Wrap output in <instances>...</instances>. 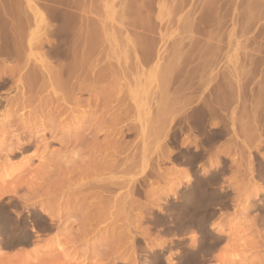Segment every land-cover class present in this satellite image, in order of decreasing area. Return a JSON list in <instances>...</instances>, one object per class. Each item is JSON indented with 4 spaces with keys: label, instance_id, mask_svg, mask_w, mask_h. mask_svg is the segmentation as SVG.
<instances>
[{
    "label": "rangeland",
    "instance_id": "1",
    "mask_svg": "<svg viewBox=\"0 0 264 264\" xmlns=\"http://www.w3.org/2000/svg\"><path fill=\"white\" fill-rule=\"evenodd\" d=\"M180 1L0 0V82L1 78L7 79L0 86V240L4 244L0 249V264H136L135 248L144 255L168 246L170 240L175 242H172L171 252L176 253L172 257L176 264H237L234 257L238 255H247V261L239 264H264V184L260 178H250L246 170L249 150L256 154L251 157L254 162H264V0H188V7L181 13L175 9ZM121 3L123 12H120ZM15 15L21 20L12 24L9 17ZM120 15L124 20L120 21ZM40 17L45 19L44 22L39 20ZM59 18L63 22L67 20L66 23L70 21L67 23L70 24L66 31L68 36L57 42L54 51H49L47 44H55L57 36L47 32L59 34L64 31L55 29L61 25L64 27ZM198 18L201 19L200 25L193 20ZM137 21L151 26L156 32L163 26L161 31L166 39L169 37L166 43L170 45L169 52L188 44L182 49L181 57L184 62L192 57L194 62L186 66L187 69L178 64L173 75L176 78L169 94L175 107L194 100L199 94L195 85L200 66L204 64L205 68L210 61H220L219 67L227 79L234 63L237 75L245 83L241 86L243 96L239 111L243 118L237 137L226 132L215 133L205 144L201 142V134L214 120L206 114L199 116L195 124L189 120L190 125L177 132L171 145L157 150L159 155L164 153L163 158L151 157L154 173L147 179L140 197H134L125 206L109 200L93 207L94 196L84 202L81 196L72 192L61 193L58 187L62 178L58 175L60 167L72 162V153L78 151L83 155L88 143L101 146L110 143L112 149L125 156L138 140L135 132L130 137H124L120 132L115 137H103L100 128L106 130L117 111L115 107L104 109L105 115L101 117L100 110L107 105L94 103L104 94L112 97L114 94H130L127 84L133 86L135 72L118 81H99L94 71L111 56L123 61L120 47L126 49L128 45L123 32L130 28L128 23L138 28ZM123 23L129 28H124ZM183 26L187 28L186 33H183L186 30ZM98 27L110 32L111 37L106 36L108 40L97 37L100 39L97 42L101 45L103 42L106 54H99L97 48L88 57L85 61L88 79L79 89V70L73 61L78 63L80 54L75 56L76 60H72L73 55L81 51L83 40L93 41L88 34L97 31ZM19 31L21 36L17 35ZM31 32L37 35H34L36 40L32 49L27 46ZM18 36L23 39L20 51V43L15 45L20 41ZM38 36V41L45 39L41 43L44 42L46 47L38 45ZM130 38L129 41L136 40L134 36ZM188 46H192V56H189ZM181 67L183 70L179 71ZM35 73L39 74V79L27 82L26 77ZM205 76L204 80L207 79ZM146 77L140 76V82L142 78L150 82L151 79ZM149 82L142 84L147 86L142 94H149ZM120 116L129 118L126 112ZM179 147L190 150V153L201 151L192 164L181 165L166 156ZM107 159L115 158L109 156ZM199 166L220 171L215 180L219 188L214 187L220 190L215 192L214 188H209L204 192V188L201 191L195 189L187 202L188 208L176 205V193L185 185L194 183ZM43 174L47 176L44 179ZM189 176L191 181L187 182ZM28 180L36 184L31 186V193L26 192L32 183ZM38 180L39 184L36 183ZM45 190L51 195L45 194ZM16 191L19 196L30 193V197L19 198L16 203L13 200ZM99 215H110V219L100 222ZM146 215L154 219L153 222L145 221ZM245 215L255 216V221L245 219ZM203 219L212 223L216 237L209 233L211 228L207 226L208 232L206 229L200 240L197 228ZM17 221L22 225L20 229L14 227ZM174 223L178 226L185 224V231L191 233L184 235L179 230L172 236ZM202 227L204 229V225ZM13 232L18 240L11 242L9 238ZM131 232L138 233L140 238L133 245L130 243ZM189 237H196L198 241L191 243ZM179 253L180 258H175ZM168 254L160 264H166Z\"/></svg>",
    "mask_w": 264,
    "mask_h": 264
},
{
    "label": "bare ground",
    "instance_id": "2",
    "mask_svg": "<svg viewBox=\"0 0 264 264\" xmlns=\"http://www.w3.org/2000/svg\"><path fill=\"white\" fill-rule=\"evenodd\" d=\"M188 2H189L188 0L180 1V3L176 5L175 9L180 13L185 11V8L188 7L187 6ZM119 7H121V9L119 8L121 10L120 12H123L122 8L124 6L122 5V3L119 4ZM109 8H108V11H109ZM109 13L111 15V12ZM109 13L107 12L108 15ZM120 17L122 18L121 15ZM9 19L13 21L12 24L14 23L16 24L19 20H21V17L15 15V16H10ZM9 19L7 18V21ZM199 19L200 18L193 19V20H195L196 23L200 25ZM39 20L41 22L42 21L44 22L45 19L43 20L40 17ZM122 20H124V18L120 19V21ZM180 20L182 19L180 18ZM7 21L5 22L7 23ZM63 21L61 20L64 27L67 29L62 27V25L60 27L55 28L57 30L59 29L58 31L64 30L62 33L57 34L58 32H54V31L47 32L49 34H52V35L55 34L57 36V39L55 40V44H52V43L47 44L48 45L47 49L49 51L50 50L54 51L55 47L59 44L57 42L62 37H66V35L68 36L66 31L68 30V27L70 24L67 25V23H69L70 21L67 23H66L67 20H65V22ZM204 21H205V18H204ZM123 24L122 26L124 27L126 24L125 23ZM129 24L130 23H128V26L130 28L126 25L124 28L128 27L129 29L124 30L123 32V35L126 34L125 40H128L127 48L123 49L120 47V49H122L120 53L123 56V61L121 62L120 60L122 59L116 58L115 56L113 58L111 56L110 60L106 59L104 63L100 66V68L94 71V75L97 76L99 81H106V80L107 81L108 80L118 81L119 79H123V78L131 76L132 73L135 72V76H134L135 78L132 84L133 86H130L129 84H127L128 91L130 94H114L115 97L109 96L110 94H104L102 98H99L97 100H94V98L91 96L90 97L91 99L93 98L94 103L96 102L97 105L98 104L107 105L103 109L100 110L101 117L105 115V113L103 112L104 109L110 110L115 107L117 111V114L113 116L112 119L109 121L110 124L106 126L108 128H105L106 130H104V128L102 127L100 128L101 129L100 131H103V134H102L103 137H108V138H110L111 136L115 137L119 135V132L124 137H130V134L135 132L136 139L138 140L136 141L134 145H132L130 153L125 156H122L121 152L119 151L116 152L115 149H112V144L110 143L105 144V146L103 145L104 147L99 145V143H96V144L88 143L86 145L87 151L83 153V155L82 154L80 155L79 160L75 162L70 161V163L66 164L64 167L59 166L60 172H59L58 177H61L62 179H60L61 184H60V187H58V190L61 191V193L63 194H69V192H72L74 195L77 194L81 196L82 199H84L83 200L84 202L86 201L88 197L94 196V200H93L94 202L92 201L93 207H97L99 203L107 202L109 200H112V202H114L115 205H117L120 202L122 205L125 206L128 203V201H130L134 197H138V196L140 197V195L143 193V188L145 187L147 179L150 176H152L154 173V162L151 157L155 155L158 157V159L163 158L164 153L162 154L161 152V154L159 155L157 150L160 149L161 146H164L167 144L171 145L174 138L176 137L177 132L181 131L183 127L189 123V120H191V123L195 124L197 122L196 119L199 116L203 117L204 114L208 115L210 120L212 121L214 120L213 122H210V127H208V129L201 134V137H202L201 142L202 144L203 143L205 144L206 142L210 140L212 136L215 135V133L226 132L227 135L237 137V133L239 130L238 127L240 126L241 119L243 118V115L240 117L239 111L242 107L241 99L243 96L242 94L243 91H242L241 86L243 85L244 82L242 83V79H240L239 76L237 75L236 73L237 68L235 67L236 65L234 63H232L231 70H230L231 72H229L228 78L226 77L227 79H225L224 71H222L221 67H219L220 66L219 64L221 63L220 61H210L207 63L205 68H204V64L203 66H200V68L198 69L200 71L197 70L198 72H200L198 74L199 78L195 85V90L199 94H197L194 100L184 103L181 107H175L172 101V97L169 94L172 88L171 86L176 78L175 76L173 77V75L174 73L177 72L178 64L182 65L185 68L186 66H189V64H192L194 62L192 57L188 60V62H184V59H182L181 57L182 49L184 47H187L188 44L186 45L184 44L183 47L169 52L170 45L168 44L169 45L168 46L166 44L169 37H167L166 39L165 33L162 32L163 26L162 28L159 27L158 28L159 31L156 32V30L152 29L151 26H145L141 21H137V25L139 26L138 28H135ZM61 27L63 29H60ZM183 28H186V26H183ZM234 28H235V23L233 24V28H232L233 32H234ZM94 29H92V31ZM98 29H96L98 32L95 31L93 33L90 32L88 34V36L91 37L93 41L90 40L88 42L86 40L85 41L83 40L81 44L82 47L79 46L81 48V51H78L76 55H73L74 57L72 60H76L75 58L80 54V61H78V63L76 61H73L74 63L77 64L76 67L79 70L78 72L79 74L77 75L78 76L77 82L81 81V83L78 85L79 89H81L83 86L86 85L84 83H86L88 79L87 73L89 72V70L87 69L85 65L86 64L85 61L88 59V57H90V55L97 48L99 49V54L101 53L102 55H104L103 53L106 54V51L103 49V42L101 45L100 42H97V41L103 37L107 39L106 36L109 35L110 32H107V31L104 32L103 30H106V29L102 30V27L101 29L98 27ZM21 31H19L17 35L21 36L22 35ZM36 31H32V32L34 33ZM32 32L30 33L31 35H30V38H28V42H27L28 48H31V49L33 47L32 44L35 43L34 40H36L34 35L37 36L36 34H33ZM184 32L185 33L187 32V28L185 31H183V33ZM100 33L102 34L100 35ZM174 34L175 33H173V35ZM111 35L113 36L114 34H111ZM155 35H158L156 36L158 38L154 37ZM20 36H18L20 38V41L18 40V42H16L15 45L19 44L20 42L21 43L23 42L22 41L23 39H21L22 37ZM100 36H103V37H100ZM131 36H134L136 40L129 41V38ZM24 37L25 35H23V38ZM86 37L87 36H85V38ZM97 37H100V39ZM94 38L96 40V43L94 42ZM154 38L158 39L156 40L158 44ZM38 39H39V36L37 37V41ZM181 39L183 41V38H180V40ZM44 40L43 39L39 40L38 43L39 42L40 43L38 45L46 47ZM41 41H44V42L41 43ZM182 41L180 44H182ZM20 44L19 46L18 45L17 46L18 47L22 46V47H20V49L17 47L16 51L17 49H19V51L21 50V48L23 49V45L22 44L20 45ZM99 47H102V48H99ZM190 49L192 50V46H190L188 49L189 54L192 52ZM110 50L111 49H109L108 52H110ZM19 51H17L16 53H18ZM113 54H114V51H113ZM118 54L119 52L116 55ZM189 56H192V55L190 54ZM128 58H131L132 63L131 61L130 62L128 61L127 63ZM227 61L229 62V59ZM196 68H195V71H196ZM180 69L178 70L179 71L183 70L182 67ZM185 69H187V67ZM204 75H206L205 76L207 78L206 80H204ZM140 76L141 77L147 76L146 78L151 79L150 82L149 80L145 78L141 79V82L143 79H145L144 81L145 83H147V81L149 82V86H148L150 89L148 91L149 94H142V91L146 89L147 86L142 85L145 83L141 84L139 80ZM37 79H39L38 73L31 74L28 77H26V81L29 83L35 82L37 81ZM6 81H7L6 78H1L0 86L4 84ZM123 96H125L124 99H123ZM89 106H91V103H89ZM262 108H264V101H263ZM122 112H126L129 118L126 119V118L121 117L120 114ZM260 119L262 122V117ZM104 120H107V118H105ZM256 124L257 126H259L257 122ZM119 125L123 127V129H121V127L119 129H116V127ZM101 149H102V152L99 153ZM200 151L201 149H199V151L193 150V152L190 153V150L179 147L178 149H173L172 152H168L166 156L170 158L172 161L180 162L181 165L182 164L185 165V163H188L190 165L194 162L195 157L200 153ZM109 156H113L115 159H107V157ZM252 156L256 157V154H254L252 150H249L247 160H246V170L249 172V175H251L250 178L254 180L255 178H258V179L260 178V181H262V184H264V162H254V160L251 159ZM27 161L29 162V159ZM198 168L199 169L197 170L198 171L197 174H194L195 176L194 183L192 185H189V184L185 185L182 191H179L176 193V200H177L176 205L184 206L185 208H188L187 202L189 201L192 191L195 189L196 190L198 189L201 191L204 188V192H205L209 188L210 189L214 187L219 188L215 180L218 177V174L220 171H218L217 169L211 170L210 166L209 168L204 167L205 169L203 168V166L202 167L199 166ZM46 173L44 172V174ZM49 174L50 172L47 174L48 177L44 175L42 178L43 179L45 177L49 178L50 176ZM67 175H70V176L67 177ZM42 178L39 177V179H42ZM28 182H32V183L30 184L29 187H27L26 192H28L30 188H32L31 186H34V185L36 186V184H34L35 182L30 181V180H28ZM36 183L39 184L40 181L38 180L36 181ZM63 188L65 189L64 191H63ZM214 189H215V192H218L220 190L216 188ZM45 191L46 193L45 192L43 193L51 195L49 190L48 191L45 190ZM30 193H26L27 195H24V196L23 195L19 196L18 191H16L15 194L13 195V200L15 202L17 199L19 200V198L25 199L27 196L30 197L28 195ZM38 193L39 192L37 191V194ZM17 202L18 201H16V203ZM0 212L2 213V211ZM3 215H4V212H3ZM15 219L17 220V217ZM97 219L100 222H105L110 219V215L103 216V217L99 215ZM143 219L147 222H153L154 220L151 217H149V215L144 216ZM203 220H202L200 227L197 228L200 240L204 238L203 236L206 232L207 226L211 228L209 229V233L216 237V232H214V230L212 231V227H211L212 223L211 222L209 223L208 220H205V219ZM15 225L14 227H18V229H20V227L22 226L18 221L15 223ZM202 225H204V229ZM26 226L27 225H25V227ZM174 226L175 227L172 228L173 229L172 236L175 235L174 232L178 233L179 230L180 232L185 233V234L184 233H180V234L186 235V234L191 233V231H187V232L185 231L186 230L185 224L184 225L181 224L178 226L177 224L174 223ZM11 230L9 231V234ZM207 232H208V229H207ZM36 233L35 235L39 234L40 231H38L37 234ZM85 235L88 236V233H85ZM16 236H17L16 232H13L11 234V237L9 235L10 241L12 242L14 240H18ZM130 237H131V242H130L131 245H133L135 242L140 241L139 234L136 232H131ZM25 238L26 236L23 237V239ZM187 239L191 243H195L196 241H198L196 237H189ZM10 241H7V242H9V244L11 245L12 243ZM170 242L171 243L168 246L164 248L162 246V249L155 250V251L152 250V251L145 253L144 255H141L140 253L137 252V249L135 247H132V249L135 248L134 249L135 260H137L138 264H160V261L164 257V255L166 253H170L173 250L172 246H173V243L175 242L171 240ZM55 246L59 247V245H55ZM2 248H4V244L0 240V249ZM180 255H181L180 253L177 254L175 258L179 259Z\"/></svg>",
    "mask_w": 264,
    "mask_h": 264
},
{
    "label": "clouds",
    "instance_id": "3",
    "mask_svg": "<svg viewBox=\"0 0 264 264\" xmlns=\"http://www.w3.org/2000/svg\"><path fill=\"white\" fill-rule=\"evenodd\" d=\"M80 159V153L78 151H75L72 153L71 155V160L72 162H75L77 160ZM190 177V176H189ZM191 181V177L189 178V180L187 182H190ZM245 219H251L253 222L255 221V216L253 217H248L245 215ZM176 253H173V252H170L166 257H165V260H166V264H176V262L172 259V257L175 255ZM234 260L237 262V264H239L240 261H247V255H238L236 257H234ZM136 264H137V260H136Z\"/></svg>",
    "mask_w": 264,
    "mask_h": 264
}]
</instances>
